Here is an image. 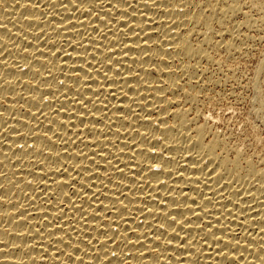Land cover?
<instances>
[{"label": "bare ground", "instance_id": "1", "mask_svg": "<svg viewBox=\"0 0 264 264\" xmlns=\"http://www.w3.org/2000/svg\"><path fill=\"white\" fill-rule=\"evenodd\" d=\"M228 5L0 0V264H264V145L199 108L264 29Z\"/></svg>", "mask_w": 264, "mask_h": 264}, {"label": "rangeland", "instance_id": "2", "mask_svg": "<svg viewBox=\"0 0 264 264\" xmlns=\"http://www.w3.org/2000/svg\"><path fill=\"white\" fill-rule=\"evenodd\" d=\"M260 2H264V0H260ZM263 13L264 11L261 13L264 16ZM258 36L259 40L251 45V49L253 47L254 49H250L246 53L247 55L244 54L245 57L244 55L239 58L235 56L234 59L232 58L233 60L227 58L224 67L222 66L219 71H214L213 76L217 82L208 84L209 88L207 87V89L209 90L208 92L205 90L200 102L202 105L199 104V108L216 117L215 119L218 121L216 125L220 129L226 130V133L234 134L240 140H251L257 147H261L264 145V120L254 111L257 105L254 95L255 91L259 89L252 85V79L259 64L264 65V39H262L264 38V29H260ZM221 54L225 59V54ZM232 67L234 68L233 77L227 74L228 68ZM262 72L256 85L264 80V72Z\"/></svg>", "mask_w": 264, "mask_h": 264}, {"label": "snow or ice", "instance_id": "3", "mask_svg": "<svg viewBox=\"0 0 264 264\" xmlns=\"http://www.w3.org/2000/svg\"><path fill=\"white\" fill-rule=\"evenodd\" d=\"M76 2L79 3V2H81V0H76ZM153 2L155 3L156 0H153ZM223 2L227 7H231L228 5V0H223ZM217 3H220V0H217ZM251 4H252V0H233V5H241V7L238 9L240 12V16L244 15L245 6H247L251 10ZM142 6H146V2ZM129 7H131V5H129ZM181 11H182V9H181ZM252 14H253V16L256 15L254 10H252ZM240 16H238L237 18L239 19ZM232 30L237 31V36L235 38L234 43L235 44H241L243 42V43H245V47H246L247 42L244 40V37H245L246 33L248 32V28L245 27L242 31V30L235 29V27L233 26ZM221 39H223V38H221ZM0 47H2V46H0ZM221 47H223V44H221ZM260 70L264 71V65L260 66ZM61 83H63V82L61 81ZM257 88L259 89L260 98L264 99V80H261L259 82V84L257 85ZM69 239H71V237ZM97 243H99V242H97ZM169 243H171V241H169ZM106 247H107V243L104 244L105 249H106ZM227 247L228 246L225 245V248H227ZM0 250H2V249H0ZM77 251H78V249H77ZM222 252H224V248L220 249V252H218L217 255H220ZM105 254L107 255V252H105ZM115 254H116L115 251H113L112 255L115 256ZM225 258H227V257H225ZM69 259H71V256H69ZM81 264H82V262H81ZM109 264H111V261H109ZM233 264H234V262H233Z\"/></svg>", "mask_w": 264, "mask_h": 264}]
</instances>
